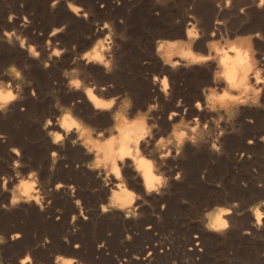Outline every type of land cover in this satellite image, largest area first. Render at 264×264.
<instances>
[{"label": "clouds", "instance_id": "9594fccd", "mask_svg": "<svg viewBox=\"0 0 264 264\" xmlns=\"http://www.w3.org/2000/svg\"><path fill=\"white\" fill-rule=\"evenodd\" d=\"M121 2L122 0H112L117 7ZM131 2L132 0H129V3ZM198 2L200 0H191V3H188V0H152L154 7L167 8L172 5L181 11L182 16L173 18L170 26H179L184 18L187 23L184 24L182 38H170L163 34L153 38V56L160 61L162 67L158 74L145 73L144 78L148 80L150 77L153 90H158L159 96L154 95L144 108H138L132 94L125 91L112 95L115 84L101 83L89 71L90 68H97L102 70L104 76H113L120 71L118 54L122 51L123 44L130 40L126 27L117 29V23L120 26L125 25L123 18L92 19L95 16L92 8H85L79 0H50V12L55 13L63 4L72 16L89 23L94 29L93 33L84 36L91 41L90 46L80 51L77 44L69 47L58 39L66 32L69 26L67 23L59 27L52 25L48 38L42 45L33 41L26 35V31L32 25L29 17L35 13L23 14L25 5L20 3L22 14L17 16L12 4L3 0L4 7L8 10L7 24L14 25L17 20H20V24L11 30L0 27V44L18 48L26 53V60L22 67L13 62L0 70V118L7 119L14 113L17 105H23L29 97L33 100L39 99L36 91L39 84L29 75L31 64L28 60L36 61L44 71H49L53 65L62 63L66 55L71 56L69 66L59 68L58 71L65 82V95L79 94L83 98L64 104L56 81H53V87L44 93L52 100L51 108L54 114L45 116L42 122L36 117L33 122L39 124L40 130L52 146V150L47 154L49 176L42 179L43 164L33 167L32 158L25 160L22 148L9 146L10 159L0 157V163L8 169L0 175V196L7 197L6 202L0 201V211L11 213L22 207H35L40 214H44L52 206L53 194L63 192L69 196L77 210L69 220L72 236L81 231L78 221L89 222L88 214L94 212L99 214L97 220L104 216H113L122 217L125 222H139L144 218L142 209L147 207L152 209L157 222L163 223V217L156 214L149 198L163 199L171 194L174 183H183L185 169L181 168L178 162L187 160V149L191 148L196 153L206 149L211 156L224 157L226 151L223 138L227 135L242 134L243 124L237 123L242 112L264 111V49L256 46L257 41L264 43V31L258 29L242 34L239 29L233 31L229 28L233 16L221 18L223 13H232L236 9V14L244 18L241 24L243 27L251 22V10L264 13V0H248L247 3L245 0H204L216 9L211 31L203 27V18L196 14ZM100 7L103 9L105 5L101 4ZM154 14L160 15L159 11ZM33 35L37 33L33 32ZM200 41H203L202 49L197 47ZM197 68L208 70L211 74L210 84L200 89L201 98L191 105L197 115L189 119V107L183 98H178L175 109L182 111H169V127L162 128V116L159 114L164 108L160 103V96L165 103H169L175 91V82L164 70L176 74L181 70L192 71ZM85 102L91 109L90 119L107 116L111 124L108 127H98L85 119L77 111V106ZM19 110L21 113L27 111L25 107H20ZM201 116L205 118L202 120ZM244 123L254 124L255 121L246 118ZM9 139L6 134L0 133V143L7 144ZM259 140L264 143V136ZM246 143L249 147L255 146L253 139L247 140ZM69 145L74 149L80 148L88 158L82 164L76 165L77 170L83 167L101 182L98 188L92 189L93 194L107 190L106 197L97 208L84 206V202L76 197L77 186L63 182L52 184L57 166L67 159L63 153ZM237 156L238 162L245 158L251 161L254 156L264 160V155L261 154L237 153ZM169 161H172V164H169ZM67 167L65 165V168ZM207 171V168L202 171L201 181H205ZM252 171L255 173L256 169L253 168ZM133 184L142 191H138ZM241 185L248 187L243 181ZM215 187L222 189L223 183L216 182ZM257 187L264 189V183H258ZM229 195L225 190L222 203L217 201L210 204L207 200L203 201L196 216L185 219L226 242L230 232L240 229V225L235 221L247 215L250 216L249 226L240 232L241 236L264 243V199H257L252 203L245 202L246 207L242 208L240 201H229ZM179 203L189 205L193 209L197 207L186 198H181ZM166 209V204L160 205L161 213ZM56 211V220L59 222L62 210ZM146 230H151V226ZM22 238L23 234L20 232L8 236L0 233V249ZM33 239L36 240L34 246L26 247L22 256L16 255V264H41L33 253L47 249L52 241L47 235L39 240L35 233ZM61 239L74 252L82 248L79 243L72 244L68 235ZM163 239L167 240L168 237ZM132 240L133 235L125 229L120 244L131 243ZM197 248L203 253L204 249L199 243ZM100 250H106L105 242L97 245V251ZM232 255L233 252L229 249L227 255L221 253L214 259L216 264H221L223 260L232 264L229 259ZM259 255L264 258V251ZM49 256L52 264H87L79 256L59 252L49 253ZM152 256L153 253L148 251L143 260L150 261ZM140 260L138 255H133L131 260H120L117 257L118 264H132L133 261ZM0 264H12V259L6 260L2 251ZM184 264H189V260L186 259ZM241 264L246 262L241 261Z\"/></svg>", "mask_w": 264, "mask_h": 264}, {"label": "rangeland", "instance_id": "374dc122", "mask_svg": "<svg viewBox=\"0 0 264 264\" xmlns=\"http://www.w3.org/2000/svg\"><path fill=\"white\" fill-rule=\"evenodd\" d=\"M8 2L12 4L13 11L16 12L17 16L22 14L19 7L20 3L25 5L23 14L35 13L29 17L32 20V25L26 31V35L33 41L42 45L44 40L48 38L52 25L59 27L67 23L69 26L66 32L60 35L58 39L69 47L72 44H77L80 51L90 46L91 41L88 40L87 42L84 36L93 33L94 29L89 23L72 16L63 4L57 8L55 13H52L48 8L50 0H8ZM247 2L248 0H245V3ZM79 3L85 8L89 6L92 8L95 13L92 19L123 18L125 20L124 26L117 23V29L122 30V27H126L127 35L130 37V40L123 44L122 51L118 54L120 71L112 78L111 76L104 77L103 72L101 73L102 70L97 68H90L89 71L95 75L99 82L104 83L103 81L110 80L109 83L115 84L114 91H118L115 94H122L125 91L132 94L136 107L144 108L146 103H149L148 99L153 98L154 95L159 96L158 90H153L150 77L148 80L144 78L145 73L158 74L162 67L160 61L153 56L152 40L159 34L170 38H182L184 24L187 23L186 18L182 19L179 26H170L173 18L182 16L181 11L172 5L167 8L154 7L152 0H132L131 3L129 0H122L119 7L115 6L112 0H79ZM188 3H191V0H188ZM101 4L105 5L103 9L100 7ZM157 11L160 13L159 16L154 14ZM236 12L237 10L234 9L232 13L225 12L221 17L225 18L230 15L234 17L229 24V28L233 31L239 29L242 34L258 29L264 31V13L257 12L255 9L251 10V22L241 27L244 18L238 16ZM7 14L8 10L4 7L3 0H0V27H6L9 30L14 26L18 27L20 20H17L14 25L7 24ZM196 14L203 18V27L211 31L213 18L216 14L214 5L200 0L196 5ZM33 32H36L37 35H33ZM39 33L44 35L40 36ZM256 46L264 49V43L257 41ZM197 47L202 49L203 41H200ZM70 59L71 56L66 55L62 63L53 65L49 71H44L36 61L28 60L27 62L31 64L29 75L39 84L36 89L39 99L33 100L29 97L23 105H17L14 113L7 119L0 118V133L6 134L10 138L7 144L0 143V157L10 159L9 146L22 148L25 160L28 157L32 158L33 167L40 163L43 164L42 179L49 176L47 154L49 150H52V146L40 130L39 124L34 123L33 120L39 117L42 122L45 116L54 114V110L51 108V98L44 95L53 87V81L57 82L56 87L60 90V98L64 104L83 98L79 94H77L78 97L76 94L65 95L64 81L61 79L58 69L68 67ZM25 60L26 53L18 48L0 44V70L13 62L22 67ZM164 71L175 82V91L171 102L165 103L163 97L160 96V103L164 108V111L159 114L162 116L160 125L167 129L169 127L168 112L172 110L182 111L175 109V102L178 98H183L186 106L189 107V119L197 115L191 105L196 99L201 98L200 89L204 85L210 84L211 74L208 70L199 68L192 71L181 70L176 74L168 72L167 69ZM104 78L106 79L104 80ZM25 92L27 94L28 90L26 89ZM20 107H25L27 111L21 113ZM89 109L86 102L77 106V111L90 123L98 127H108L111 124V121L108 124V122L103 123L99 120L90 119L91 111ZM204 118L201 116L202 120ZM246 118L253 119L255 123H244ZM237 123L238 125L243 124L242 134L227 135L223 138L226 156L216 158L211 156L206 149L198 153L191 148L187 149V160L178 162L180 167L185 169L183 183H174L171 194L163 199L149 198L156 214L163 217V223L157 222L152 209L147 207L142 209L144 218L139 222H125L122 217L113 216H104L97 220L99 214L94 212L88 214L90 216L89 222L78 221L81 231L72 236L70 235L69 220L72 214L77 213V210L68 195L63 192L54 193L51 197L52 206L44 214H40L35 207H22L11 213L0 211V233L6 236L14 232L23 234L21 240L14 243L10 242L0 251L6 260L12 259V264H16V255L22 256L26 247H32L36 243V240L33 239V233H35L39 240L47 235L52 241L47 249H40L33 253L41 264H52L49 253L56 252L79 256L87 264H117L115 256L131 260L133 255L140 256L141 260L139 262L133 261L132 264H184L186 259L189 260V264H216L214 258L221 253L227 255L229 249L233 252V255L229 257L232 264H241V261L246 262V264H264V258L259 255L260 252L264 251V243L240 234L242 230L248 228L250 216L246 215L235 221L240 225V229L230 232L226 242H222L217 236L204 232L198 224L189 223L185 219V217L194 218L201 203L205 200L209 201L210 204L217 201L222 203L225 199V190L230 193L227 199L240 201L242 208L246 207L245 202L252 203L257 199H264V189L257 187L258 183H264V160L254 156L251 161L245 158L238 162L237 156V153L264 155V143L259 140L260 137L264 136V111L244 110ZM249 139L255 141L254 147L247 145L246 141ZM63 155L67 159L62 160L57 166L52 184L63 182L77 186L76 197L84 202V206L97 208L106 197L107 190L93 194L92 189L98 188L101 182L83 167L79 170L76 168L77 164H82L88 158L84 156L80 148L74 149L70 145ZM169 164H172V161H169ZM65 165L68 167L65 168ZM205 168L208 170L207 176L205 181H201L200 176ZM253 168L256 169L255 173L252 171ZM6 171H8L6 166L0 163V175ZM242 181L247 183V188L242 187ZM216 182H222L223 188H216ZM132 186L137 187L136 184ZM137 190L142 191L139 187ZM181 198L190 200L197 207L193 209L189 205L180 204ZM0 201L6 202L7 197L0 196ZM161 204L167 205V209L163 213L160 212ZM57 209L62 210L59 222L56 220ZM147 225H151L153 230L162 238L154 237L149 230H146L145 226ZM125 229L133 235V240L131 243L121 245L120 241L124 238ZM253 232L255 234L254 230ZM109 233H111L110 236ZM194 234L198 235L200 246L204 249L203 253L198 252L194 246ZM65 235H68L72 244L79 243L82 245L80 251L74 252L70 246H66L62 242L61 238ZM165 236L168 237L167 240L163 239ZM101 242L106 243V250L97 251V245ZM153 242L157 243L154 248L148 244ZM166 244H168L169 249L160 251ZM146 245L149 247L147 248ZM190 248L192 251H189ZM148 251H151L153 256L150 261H145L143 257L147 255ZM97 257L99 258L97 259ZM221 264H227V260L221 261Z\"/></svg>", "mask_w": 264, "mask_h": 264}, {"label": "built area", "instance_id": "2783aa9c", "mask_svg": "<svg viewBox=\"0 0 264 264\" xmlns=\"http://www.w3.org/2000/svg\"><path fill=\"white\" fill-rule=\"evenodd\" d=\"M149 226H151V225H147V226H145L146 229H147ZM149 231L153 234L154 237L162 238V236H161V235H158L157 232L154 231L152 227H151V230H149ZM163 238H164V237H163ZM197 238H198V235H197V234H194V235H193L194 246H195L196 250H197L198 252H200V250L197 248V244L199 243V245H200V240L197 239ZM148 244H149L150 246H153V248H154V246H155L157 243H156V242H153V243H148ZM149 245H146V247L148 248ZM200 247H202V246H200ZM168 249H169V246H168V244H166V245L163 247V249H162V248L160 249V251L168 250ZM117 257H119V256H115V260H116V261H117ZM119 259H120V260H124L125 258H123V257H122V258L119 257ZM117 264H118V261H117Z\"/></svg>", "mask_w": 264, "mask_h": 264}, {"label": "bare ground", "instance_id": "6f19581e", "mask_svg": "<svg viewBox=\"0 0 264 264\" xmlns=\"http://www.w3.org/2000/svg\"><path fill=\"white\" fill-rule=\"evenodd\" d=\"M87 42H88V40H87ZM85 44H86V42H84ZM91 43V42H90ZM64 44V43H63ZM87 45V44H86ZM80 47H81V45H80ZM101 73H102V71H101ZM59 74V73H58ZM103 74V73H102ZM105 77V76H104ZM107 79H109L108 77H106ZM106 78H104V80L106 79ZM111 78H112V76H111ZM114 79V78H113ZM113 79H111V80H113ZM115 80V79H114ZM108 81H110V80H107V81H103L104 82V84H107V83H109ZM65 82H63V84H64ZM112 83V82H111ZM116 88V87H115ZM64 90V89H63ZM116 92H118V91H114V92H112L111 94H115ZM73 95V94H72ZM77 95V94H76ZM72 97V96H71ZM77 97H78V95H77ZM73 98L75 99V97L73 96ZM66 99V98H65ZM72 99V98H71ZM82 99V98H81ZM151 100H152V98H150V99H148V101L149 102H151ZM68 101V100H67ZM64 102V101H63ZM148 103V102H147ZM89 111H91V109H89ZM95 120H99V121H102L103 123H107L108 122V124H109V122H110V119L107 117V116H101V117H99V118H97V119H95Z\"/></svg>", "mask_w": 264, "mask_h": 264}]
</instances>
